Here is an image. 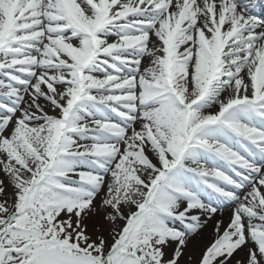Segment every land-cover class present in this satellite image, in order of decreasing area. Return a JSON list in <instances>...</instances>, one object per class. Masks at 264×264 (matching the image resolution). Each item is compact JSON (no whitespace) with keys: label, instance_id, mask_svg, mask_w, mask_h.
<instances>
[{"label":"snow or ice","instance_id":"snow-or-ice-1","mask_svg":"<svg viewBox=\"0 0 264 264\" xmlns=\"http://www.w3.org/2000/svg\"><path fill=\"white\" fill-rule=\"evenodd\" d=\"M255 6L0 0V264H264Z\"/></svg>","mask_w":264,"mask_h":264},{"label":"bare ground","instance_id":"bare-ground-1","mask_svg":"<svg viewBox=\"0 0 264 264\" xmlns=\"http://www.w3.org/2000/svg\"><path fill=\"white\" fill-rule=\"evenodd\" d=\"M241 2H244V0H241ZM145 63H147V61H145ZM2 176V175H1ZM229 212H230V209H225V211H224V219L225 220H227V217H228V215H229ZM210 224H211V222H210ZM208 233H210V227H209V230H208V232H206V235H208ZM198 239V238H197ZM191 252H192V250H190Z\"/></svg>","mask_w":264,"mask_h":264},{"label":"rangeland","instance_id":"rangeland-1","mask_svg":"<svg viewBox=\"0 0 264 264\" xmlns=\"http://www.w3.org/2000/svg\"><path fill=\"white\" fill-rule=\"evenodd\" d=\"M2 173H0V178H2ZM11 192V190L9 189V193ZM195 243L196 244H198L199 243V239H197L196 241H195ZM189 250H192V252H194V253H198L199 252V247H192V246H190V249Z\"/></svg>","mask_w":264,"mask_h":264}]
</instances>
